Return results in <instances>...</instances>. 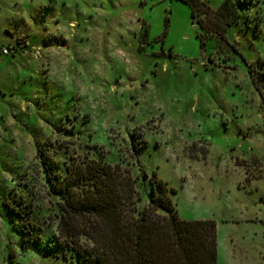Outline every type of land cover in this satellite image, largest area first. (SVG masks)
I'll use <instances>...</instances> for the list:
<instances>
[{
  "label": "rangeland",
  "instance_id": "374dc122",
  "mask_svg": "<svg viewBox=\"0 0 264 264\" xmlns=\"http://www.w3.org/2000/svg\"><path fill=\"white\" fill-rule=\"evenodd\" d=\"M1 1L0 42L22 17L34 48L0 56V264L74 262L41 161L83 155L129 171L138 211L155 173L179 219L214 222L216 264H264V0H232L223 41L180 0ZM4 200L39 229L25 249Z\"/></svg>",
  "mask_w": 264,
  "mask_h": 264
},
{
  "label": "trees",
  "instance_id": "16d2710c",
  "mask_svg": "<svg viewBox=\"0 0 264 264\" xmlns=\"http://www.w3.org/2000/svg\"><path fill=\"white\" fill-rule=\"evenodd\" d=\"M180 1L189 8L192 20L204 10L211 12V34L223 41L226 28L238 18L235 4L241 0H223L214 10L201 0ZM200 27L204 29L203 24ZM23 40H16L14 53ZM249 72L258 75L252 68ZM251 80L260 93L259 75ZM41 164L49 192L58 199L53 215L57 238L75 257L72 264H216L214 222L179 219L172 203L174 190L155 173L141 172L147 180L148 200L138 211L135 179L119 164L103 162L101 155L70 157L63 177L54 173L52 162ZM3 203L15 218L13 226L25 249L31 232L39 229L29 221L27 210L21 213ZM81 239L88 245L83 246Z\"/></svg>",
  "mask_w": 264,
  "mask_h": 264
},
{
  "label": "crops",
  "instance_id": "0c3cea01",
  "mask_svg": "<svg viewBox=\"0 0 264 264\" xmlns=\"http://www.w3.org/2000/svg\"><path fill=\"white\" fill-rule=\"evenodd\" d=\"M6 1H8L9 2V4L8 5H12L13 7H18L19 6V2L21 1V0H2L1 2H6ZM24 1H29L30 3H32V1H34L35 2V4L34 5H36V3H37V0H24ZM53 2H55L54 0H44V3H46L47 4V6H49V4L50 3H53ZM49 3V4H48ZM39 5H41V4H38V6L35 8V10H36V12L38 11L39 12V10H37V9H39L40 8V10L42 9V7L43 6H40L39 7ZM43 5V4H42ZM34 9V8H33ZM40 13V12H39ZM17 16V15H16ZM9 18V20H7L8 21V25H10V27H12V29L14 30V31H11L10 32V35H9V37H8V39L7 40H5L4 41V43H2V42H0V43H2V44H8V45H14V43L16 42V40H18V39H22V38H24V40L26 41V48L25 47H22L21 46V44H20V46H18L19 48H17L16 50L17 51H19V53L21 52V51H23V50H27L28 48H34V46L32 45L31 46V44H29V36H28V33L26 32V31H18L17 33L15 32V27H16V25H20V23L21 24H24V21H23V18L22 17H20V23H18V20H19V18H15V19H13V16H10V17H8ZM25 25V24H24ZM5 29H7V31L9 30V28H5ZM40 37V36H39ZM38 38V36L36 37V39ZM35 43V42H34ZM33 43V44H34ZM31 46V47H30Z\"/></svg>",
  "mask_w": 264,
  "mask_h": 264
},
{
  "label": "built area",
  "instance_id": "2783aa9c",
  "mask_svg": "<svg viewBox=\"0 0 264 264\" xmlns=\"http://www.w3.org/2000/svg\"><path fill=\"white\" fill-rule=\"evenodd\" d=\"M21 46L22 47H25L26 46V41L23 40L21 43ZM19 44V46H20ZM14 53V45H8V44H0V56L3 55H9V54H12ZM264 127V125H263ZM263 133H264V128H263Z\"/></svg>",
  "mask_w": 264,
  "mask_h": 264
}]
</instances>
